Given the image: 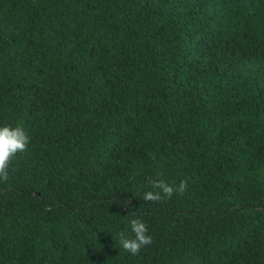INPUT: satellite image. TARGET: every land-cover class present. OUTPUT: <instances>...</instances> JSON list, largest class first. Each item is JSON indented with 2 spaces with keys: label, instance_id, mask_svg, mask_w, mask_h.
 <instances>
[{
  "label": "trees",
  "instance_id": "1",
  "mask_svg": "<svg viewBox=\"0 0 264 264\" xmlns=\"http://www.w3.org/2000/svg\"><path fill=\"white\" fill-rule=\"evenodd\" d=\"M9 125L0 264H264V0H0Z\"/></svg>",
  "mask_w": 264,
  "mask_h": 264
},
{
  "label": "clouds",
  "instance_id": "2",
  "mask_svg": "<svg viewBox=\"0 0 264 264\" xmlns=\"http://www.w3.org/2000/svg\"><path fill=\"white\" fill-rule=\"evenodd\" d=\"M29 136L20 126H2L0 127V181L8 180V169L12 159L18 152L27 150ZM149 184L156 191H147L142 199L145 202H160L161 200L171 199L174 194L183 195L187 189V181L183 180L179 185H169L163 179H149ZM131 230L134 238H125L121 232L120 244L123 249L132 255H137L140 250L152 244V236L148 232L147 225L139 219L130 221Z\"/></svg>",
  "mask_w": 264,
  "mask_h": 264
},
{
  "label": "water",
  "instance_id": "3",
  "mask_svg": "<svg viewBox=\"0 0 264 264\" xmlns=\"http://www.w3.org/2000/svg\"><path fill=\"white\" fill-rule=\"evenodd\" d=\"M123 213H125V209L123 210Z\"/></svg>",
  "mask_w": 264,
  "mask_h": 264
}]
</instances>
